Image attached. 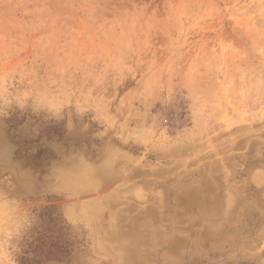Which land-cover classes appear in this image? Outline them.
Returning a JSON list of instances; mask_svg holds the SVG:
<instances>
[{"label": "rangeland", "instance_id": "rangeland-1", "mask_svg": "<svg viewBox=\"0 0 264 264\" xmlns=\"http://www.w3.org/2000/svg\"><path fill=\"white\" fill-rule=\"evenodd\" d=\"M4 148L0 264H264V0H0Z\"/></svg>", "mask_w": 264, "mask_h": 264}, {"label": "bare ground", "instance_id": "bare-ground-1", "mask_svg": "<svg viewBox=\"0 0 264 264\" xmlns=\"http://www.w3.org/2000/svg\"><path fill=\"white\" fill-rule=\"evenodd\" d=\"M26 129H28V128H26ZM21 131H23V130H21ZM28 131H29V130H28ZM20 136L22 137V135H20ZM7 139H8V138H7ZM21 140H22V138L20 139V141H21ZM5 142H6V141H5ZM5 142H4V143H5ZM24 143H25L24 141H21V142L18 144V147H21V145H22L21 148L24 149V147H25V146L23 147ZM26 143H27V142H26ZM26 143H25V145H26ZM10 144H12V145L14 146V143L10 142ZM4 145H5V144H4ZM8 147H9V146H8ZM34 147H36V146H34ZM12 148H13V147H12ZM15 148H17V145H16ZM36 148H37V147H36ZM13 150H14V148H13ZM13 150L11 151L12 154L14 153ZM9 152H10V149H6V148H4V149H0V157H1L0 160L5 159V163H6L9 159H11V158H9V157H10L9 155H10L11 152H10V153H9ZM2 154H4L5 158H4V156H1ZM19 156H20V155H19ZM11 157H12V155H11ZM26 158H27V157H26ZM26 158H25V159H26ZM18 160H19V159H18ZM20 160L22 161L21 158H20ZM20 160H19V161H20ZM1 162H2V161H1ZM1 164H2V163H1ZM9 164H10V163H9ZM15 168H16V167H15ZM16 171H18V170L16 169Z\"/></svg>", "mask_w": 264, "mask_h": 264}]
</instances>
